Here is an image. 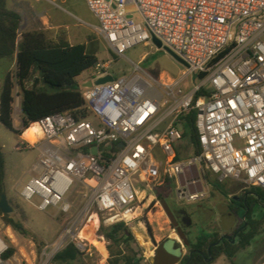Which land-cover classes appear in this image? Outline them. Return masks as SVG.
<instances>
[{"label":"built area","instance_id":"2783aa9c","mask_svg":"<svg viewBox=\"0 0 264 264\" xmlns=\"http://www.w3.org/2000/svg\"><path fill=\"white\" fill-rule=\"evenodd\" d=\"M85 4L97 22L92 32L113 56L138 44L156 49V39L186 66L179 77L162 74L155 79L135 65L133 74L114 79L109 63L97 62L91 76L95 80L90 77L78 86L86 118L46 116L29 125L36 128L33 141L22 132L19 150L36 149L38 157L18 196L40 212L54 208L64 218L63 229L43 250L41 264L68 244L85 248V230L98 231L101 221L128 226L137 220L141 206L135 177L161 187L195 168L199 180L211 174L247 190L264 189V0ZM105 76L112 81L95 83ZM192 113L201 150L197 155L190 143L183 144L181 129ZM189 147L190 155L183 158ZM203 196L179 195V201ZM74 197L79 200L75 206ZM8 250L0 237V264H20L14 254L2 259Z\"/></svg>","mask_w":264,"mask_h":264},{"label":"rangeland","instance_id":"374dc122","mask_svg":"<svg viewBox=\"0 0 264 264\" xmlns=\"http://www.w3.org/2000/svg\"><path fill=\"white\" fill-rule=\"evenodd\" d=\"M51 1L58 4L68 13L56 8L47 0H8L7 4L9 7L18 11L21 16L19 32H27L36 29L40 25L38 17L36 16L37 14H33L32 11H29L30 6L37 7L41 11L46 12L47 15H52L53 13L61 14L65 27L64 30L69 36L77 32L79 39H83L87 30L92 31V27L87 24V21L96 23V20L88 11L85 0ZM127 11L134 12L135 9L134 7H128ZM45 32L48 38L54 39V34H52L51 31L45 30ZM89 50L95 53L98 62L109 63L108 72L114 79L133 74L135 65H138L144 72L155 79H158L162 74H166L170 77H179L184 71V66L177 63L166 52L156 50L152 45L138 44L126 51L122 56H113L107 49L106 44L93 33L89 40ZM93 72V68L85 71L77 79L78 85L82 81L90 78ZM90 80L95 79L91 77ZM186 83L190 90L193 86V78L190 77ZM14 94L19 96L18 89H15ZM21 120V108L15 100L13 121L19 131L22 130ZM20 138L21 135L16 136L0 124V146L2 147L5 161V195L7 201L11 202L13 205H18L24 215V218H21L18 209L14 211L13 208V212L7 214L14 220L20 222V229L23 230V232L6 226L0 216V237L9 245V248L14 249V257L20 264H41L43 250L54 242L63 229L64 218L58 216L57 210L54 208H49L46 212H40L23 202L18 196L22 185L29 180L30 175L28 173L38 157L36 149L19 150L22 146V140ZM183 144H189V141L185 139ZM190 153L191 147H189L188 152H182V157L186 158ZM207 177L208 182L206 185L211 186L214 198H207L191 205L189 202L178 201L174 194L170 195V208L172 209L183 208L191 212V209L196 206L202 205V207H204L205 217H203V220L208 223V225L201 229L199 225H195L199 219L193 215L191 221L194 225L188 232H185L186 236H188V240L191 242L195 240V236L210 237V232L217 235L222 234V232L218 230V227L224 229L235 223L236 228L237 225L243 223V217H245V211L243 212V209H240L236 217V222H232V219H230L227 213H222L218 206L209 204L214 201L217 203L219 200L223 206L229 204L225 202L224 195L229 191L233 192L239 190L241 187L239 183L229 179L220 181L218 177H214L211 174H207ZM187 178H189V171H185L184 174L180 176L179 183H185ZM133 185L140 196L138 203L141 206V211L138 219L127 226L131 233L128 245L132 248L136 259L141 260V264H149L153 263L154 251L153 244L145 231L144 223H147L149 226V234L157 243L167 239H175L183 243V240L178 236L176 229L171 225V223L174 224L173 219L162 200L166 198V186L149 187L141 182L138 177L133 178ZM167 187L170 189L176 188L175 180H170ZM71 201L74 206L79 202L75 197L71 198ZM167 206L169 207V205ZM261 209L262 206L257 205L254 208V216L259 214ZM101 226L107 228L109 225L101 221L100 228ZM100 228L96 232L91 228L85 230L83 236L87 237L89 242L84 241L86 247L78 250L80 256L77 260L73 262H54V257H52L48 264H111L113 259L117 257L115 254L118 253V251L121 252V256L129 254L127 243L122 241L119 247L113 245L102 235ZM234 229L230 231V234ZM252 246L264 247V224L260 227L258 235L251 241L250 247L252 248ZM250 250L252 249H248V251ZM253 258L254 255H248L245 258L246 260L242 263L241 261L237 263L248 264Z\"/></svg>","mask_w":264,"mask_h":264},{"label":"trees","instance_id":"16d2710c","mask_svg":"<svg viewBox=\"0 0 264 264\" xmlns=\"http://www.w3.org/2000/svg\"><path fill=\"white\" fill-rule=\"evenodd\" d=\"M7 3L8 0H0V124L16 136H20L30 124L46 116L69 113L75 120L86 118L88 113L78 91L77 79L98 62L95 53L89 50V43L70 45L64 33H59L54 39L48 38L43 30L20 33L21 16L8 8ZM15 89H18L21 97V131L14 128ZM194 118V113L186 117L181 129L183 138L189 141L193 154L197 155L201 150L197 142ZM168 182L166 181L163 185V187L166 186L165 192L171 190L167 187ZM2 194H6V185L4 154L0 146V198ZM238 202L237 205L231 200L229 207L234 212L237 209H243L244 212L245 206L248 207V213L243 220L245 227L233 244L230 239L211 249L212 261L224 257L232 263L236 253L250 244L264 224V189L246 190L238 197ZM8 203L14 211L18 209L21 218H24L18 205H13L9 201ZM257 205L262 206V209L254 216V208ZM0 216L6 226L20 230V222L1 212ZM100 229L106 240L113 245L119 247L122 241L127 243L129 254L121 256V252L118 251L115 254L117 257L111 264H141V260L136 259L132 248L128 245L131 233L127 226L118 223L107 228L101 226ZM209 235L210 237L198 236L193 242L189 241L188 245L205 253L207 247L219 236L214 233ZM14 252V249L9 248L2 255V259L6 260ZM79 256L80 252L76 247L68 244L54 256L53 260L54 262H73ZM185 260H188V256ZM190 264L207 263L201 255L194 254Z\"/></svg>","mask_w":264,"mask_h":264},{"label":"crops","instance_id":"0c3cea01","mask_svg":"<svg viewBox=\"0 0 264 264\" xmlns=\"http://www.w3.org/2000/svg\"><path fill=\"white\" fill-rule=\"evenodd\" d=\"M8 8L12 9L11 7H9V5H8ZM14 11H16V10H14ZM29 11H32L33 14H37L36 16L38 17V20L40 22L39 27H37L36 29H32L30 31L49 30L52 32V34H54V38H56L59 33H64L66 35L67 42L70 45H77V44H85L86 45L89 43V40L91 39V35L93 34V32L91 30L86 31L83 39L82 38L79 39L77 32H75L74 34L69 36L68 33L64 30L65 27L63 25V18L61 16V14L53 13L52 15H47L46 12L41 11L40 9H38L37 7H34V6H30ZM16 12H18V11H16ZM87 24H89L91 27H94L97 25V22L93 23V22L87 21ZM15 100H16L18 106L20 107L21 97L18 96V99H15ZM14 128L16 130H18V128L15 125V122H14ZM212 176H214V175H212ZM214 177H216V176H214ZM207 182H208V177L206 176L203 187L199 188L198 190L191 191L188 189L187 184L179 183V177H178L175 180L176 192H177L176 199L179 201V195L187 198V196L190 194L203 193L204 194L203 198H201L195 202H189L191 205H193V204L198 203V201L201 202L207 198H214L212 195V193H213L212 188L210 185H206ZM239 185L241 186L239 190L233 191V192L229 191L228 193H226V195H224L225 202L230 204V201L232 200L236 204L239 203L238 197H240L243 194V192L247 190V188L244 185H242L240 183H239ZM181 201H184V200H181ZM184 202H186V201H184ZM209 204H212L213 206H218L220 212L227 213L228 216L230 217V219H232V222H236V220H237L236 217L238 216L240 209H238L236 212H234L230 209L229 204L225 203L226 205L223 206L221 204L220 200L217 203L214 201V202H210ZM232 207H234V205H232ZM196 209L200 211L199 214L201 215L202 218L205 217L204 216L205 210H204V207H202V205H199V206H196L195 208H192L191 211H195ZM234 228H235V223H233L232 226L224 228V229H221L220 227H218V230H220L222 232V234H230V231ZM209 234H211V232ZM197 237L198 236H195V238H197ZM176 243L181 244L180 241H177ZM183 245H184V247H183L182 257L186 254V249H187V245L184 244V242H183ZM250 245H251V242L247 247L238 251L236 253V255L233 257L232 263H230L224 257H220V258L216 259L215 261L207 262V264H238L237 263L238 261L239 262L241 261V263H242L244 260H246L245 258L248 255H254V258L251 259V261H249L248 264H264V247L263 246L262 247L252 246V248H251ZM248 249H252V250L248 251Z\"/></svg>","mask_w":264,"mask_h":264},{"label":"flooded vegetation","instance_id":"af4514ba","mask_svg":"<svg viewBox=\"0 0 264 264\" xmlns=\"http://www.w3.org/2000/svg\"><path fill=\"white\" fill-rule=\"evenodd\" d=\"M187 171H189V178L186 179L185 184H187V187L189 190L191 191H195L198 190L199 188L203 187L204 181L206 179V177L204 179L199 180L198 179V175L197 172L195 170V168H190ZM180 178V177H179ZM174 194L176 196L177 192H176V188L171 189L170 191L166 192V198L162 199L164 201V205L166 206L168 213L171 215L172 219H173V223H171V225L173 226L174 229H176V232L178 234V236L183 240V242L188 245L189 244V240H188V236H186L185 232L194 225L191 221V217L193 215H195L199 220L196 222L195 225H199V227L201 229H203L205 226L208 225V223H206L203 218L201 217V215L199 214L200 211L199 210H195V211H191L188 212L186 210H184L183 208H177V209H172L170 208V195ZM239 204V203H238ZM237 204V205H238ZM169 205V207L167 206ZM186 211V214L183 215L182 212ZM187 223H189V226H186ZM145 225V231L146 233L149 235L150 232V228L147 225V223H144ZM244 228V224L241 223L239 225H237V227L233 230V232L231 234H220L217 238V240L213 243H211L208 247L206 252L204 253L202 250L198 249V248H191L190 245L187 246L186 249V254L182 257H180L174 264H190L191 262V257L194 254H198L201 255L204 262H206L209 258L208 256V250L211 251V249L215 246H218L219 244H221L223 241H229L226 239H221L220 243L218 245H215V243L222 237L227 235L230 239H232L234 236V241L237 239L238 234L240 233V231ZM212 234V233H211ZM175 240V239H174ZM166 241V240H165ZM155 242L156 245L153 246V251H154V255H153V263L155 264H168L169 263V257L168 254L166 253V248L164 246V242ZM177 242V240H175ZM178 244V243H177ZM191 253V256L189 257V254ZM188 256V260H185V257ZM207 263V262H206Z\"/></svg>","mask_w":264,"mask_h":264},{"label":"water","instance_id":"95a60500","mask_svg":"<svg viewBox=\"0 0 264 264\" xmlns=\"http://www.w3.org/2000/svg\"><path fill=\"white\" fill-rule=\"evenodd\" d=\"M154 46L156 47V49L158 51H164L166 52L167 54H169L177 63H179L180 65L182 66H186V64L181 60V58H179L176 54H174L171 50H169L168 48H162L161 46V43L156 40V39H153L152 40ZM112 81V77L111 76H105L103 78H100L98 79L95 83L97 85L99 84H103V83H106V82H111ZM88 87L91 86L90 83L87 84ZM118 147H122V144H118ZM96 148H92L91 149V153H96ZM0 212L4 215H7V214H10L13 212V209L12 207L10 206V204L8 203L7 201V198H6V195L5 194H2L1 195V198H0ZM248 213V207L245 206V215ZM183 215L186 214V211L183 210L182 212ZM243 220H244V217H243ZM186 226H189V223H187ZM244 227H245V224H244ZM20 232H23V230L20 229ZM149 239L151 241V243L153 244V246L156 245L155 243V240L153 239V237L149 234ZM234 238L235 236L230 240V238L225 235V236H222L216 243L215 245H218L221 241V239H226V240H230V242L233 244L234 243ZM183 242V241H182ZM185 244V243H184ZM164 246L166 248V253L168 254V257H169V263L168 264H174L181 256H182V252H183V243L181 244H177L176 241L174 239H167L165 242H164ZM191 256V253L189 254V257ZM208 260L206 262H210L212 261V257H211V253H210V250H208Z\"/></svg>","mask_w":264,"mask_h":264},{"label":"bare ground","instance_id":"6f19581e","mask_svg":"<svg viewBox=\"0 0 264 264\" xmlns=\"http://www.w3.org/2000/svg\"><path fill=\"white\" fill-rule=\"evenodd\" d=\"M35 129V127L28 128L25 132H23L24 134L22 137L29 141H33Z\"/></svg>","mask_w":264,"mask_h":264}]
</instances>
